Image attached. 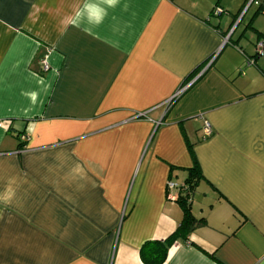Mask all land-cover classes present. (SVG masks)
Listing matches in <instances>:
<instances>
[{
    "label": "crops",
    "instance_id": "obj_1",
    "mask_svg": "<svg viewBox=\"0 0 264 264\" xmlns=\"http://www.w3.org/2000/svg\"><path fill=\"white\" fill-rule=\"evenodd\" d=\"M258 17L264 0H0V264H144L194 165L199 221L162 264H264Z\"/></svg>",
    "mask_w": 264,
    "mask_h": 264
},
{
    "label": "trees",
    "instance_id": "obj_2",
    "mask_svg": "<svg viewBox=\"0 0 264 264\" xmlns=\"http://www.w3.org/2000/svg\"><path fill=\"white\" fill-rule=\"evenodd\" d=\"M254 57H262L254 54ZM203 65L198 66L189 76L188 80L195 76ZM190 152L192 153L191 149ZM200 177L199 169L196 165L191 168V173L188 179L184 182L188 187L185 193L180 197L178 203L183 209V217L176 227V229L164 239H157L144 242L140 248V259L144 264H162L166 259L170 245L177 239H185L188 234L198 223L190 210L191 202H189V195H193L194 187Z\"/></svg>",
    "mask_w": 264,
    "mask_h": 264
},
{
    "label": "built area",
    "instance_id": "obj_3",
    "mask_svg": "<svg viewBox=\"0 0 264 264\" xmlns=\"http://www.w3.org/2000/svg\"><path fill=\"white\" fill-rule=\"evenodd\" d=\"M224 10L222 8H220L219 6H215L212 10V14L213 15H219L221 13H223ZM226 42V39L224 40V43ZM254 51L255 54L257 56H264V41H256L255 45H254ZM245 64L247 66L254 64V60L252 58H247L245 60ZM186 86V85H185ZM185 86L180 87L176 93L174 94V96L172 97V100L175 99V97H177L185 88ZM168 101L167 104L169 105L171 103V101ZM204 136H209L212 133V129L211 126L208 122H204L203 127H202ZM26 137H21V140L24 141ZM187 185L184 183H179L176 182L174 180H168L166 182L165 185V189H166V199L168 201L171 202H177L179 201L180 197L185 193L186 189H187ZM192 197L193 195H189V202L192 201Z\"/></svg>",
    "mask_w": 264,
    "mask_h": 264
},
{
    "label": "rangeland",
    "instance_id": "obj_4",
    "mask_svg": "<svg viewBox=\"0 0 264 264\" xmlns=\"http://www.w3.org/2000/svg\"><path fill=\"white\" fill-rule=\"evenodd\" d=\"M254 24L255 25H264V17H258ZM258 39H259V41H264V37H261V38H258Z\"/></svg>",
    "mask_w": 264,
    "mask_h": 264
},
{
    "label": "clouds",
    "instance_id": "obj_5",
    "mask_svg": "<svg viewBox=\"0 0 264 264\" xmlns=\"http://www.w3.org/2000/svg\"><path fill=\"white\" fill-rule=\"evenodd\" d=\"M116 2H117V0H107V3H108L110 6L115 5ZM99 19H100V18L97 16V17H96V22H97V23L99 22Z\"/></svg>",
    "mask_w": 264,
    "mask_h": 264
}]
</instances>
